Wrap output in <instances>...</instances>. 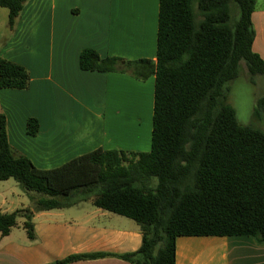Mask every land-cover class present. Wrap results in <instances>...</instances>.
Here are the masks:
<instances>
[{
    "label": "trees",
    "instance_id": "1",
    "mask_svg": "<svg viewBox=\"0 0 264 264\" xmlns=\"http://www.w3.org/2000/svg\"><path fill=\"white\" fill-rule=\"evenodd\" d=\"M27 1L0 0L10 28ZM256 3L160 0L155 62L81 52L83 71L128 73L140 81L155 77L150 152L98 149L39 170L12 150L0 113V181L14 179L36 211L91 201L133 220L142 245L119 256L132 264H176L179 237L249 236L263 242L264 132L240 125L228 103V85L242 63L251 76L264 75V59L253 50ZM29 84L25 67L0 58V89L25 90ZM39 128L37 119L27 121L28 135ZM31 217L30 208L0 214V234L8 236L24 218L34 240ZM105 256H70L55 264Z\"/></svg>",
    "mask_w": 264,
    "mask_h": 264
},
{
    "label": "crops",
    "instance_id": "2",
    "mask_svg": "<svg viewBox=\"0 0 264 264\" xmlns=\"http://www.w3.org/2000/svg\"><path fill=\"white\" fill-rule=\"evenodd\" d=\"M160 0H28L0 45V58L27 69L25 90L0 89L14 152L39 170L57 169L98 149L127 154L151 150L155 77L80 69L85 49L100 57L156 61ZM253 50L264 59V13L252 16ZM39 121L36 136L27 133ZM0 181V214L30 208L35 239L19 218L0 234V264H55L70 256L104 254L70 264H132L142 233L133 220L91 201L36 211L18 183ZM21 189V190H20ZM31 196H34L32 193ZM176 264H264V241L249 236L179 237Z\"/></svg>",
    "mask_w": 264,
    "mask_h": 264
},
{
    "label": "rangeland",
    "instance_id": "3",
    "mask_svg": "<svg viewBox=\"0 0 264 264\" xmlns=\"http://www.w3.org/2000/svg\"><path fill=\"white\" fill-rule=\"evenodd\" d=\"M255 11L263 15L264 0H257ZM7 23L8 10L0 8V45L9 33ZM228 86V103L234 108L238 123L264 132V103H260L264 99V75L251 76L242 63L239 77Z\"/></svg>",
    "mask_w": 264,
    "mask_h": 264
},
{
    "label": "clouds",
    "instance_id": "4",
    "mask_svg": "<svg viewBox=\"0 0 264 264\" xmlns=\"http://www.w3.org/2000/svg\"><path fill=\"white\" fill-rule=\"evenodd\" d=\"M240 123H244V122H240Z\"/></svg>",
    "mask_w": 264,
    "mask_h": 264
}]
</instances>
